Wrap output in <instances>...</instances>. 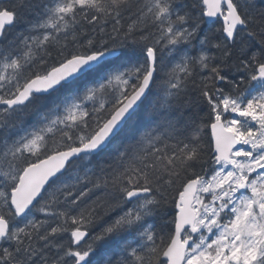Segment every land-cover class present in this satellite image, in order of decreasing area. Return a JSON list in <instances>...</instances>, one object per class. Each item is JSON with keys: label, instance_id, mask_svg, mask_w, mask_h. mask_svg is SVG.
Listing matches in <instances>:
<instances>
[{"label": "snow or ice", "instance_id": "obj_1", "mask_svg": "<svg viewBox=\"0 0 264 264\" xmlns=\"http://www.w3.org/2000/svg\"><path fill=\"white\" fill-rule=\"evenodd\" d=\"M0 264H264V0H0Z\"/></svg>", "mask_w": 264, "mask_h": 264}, {"label": "trees", "instance_id": "obj_2", "mask_svg": "<svg viewBox=\"0 0 264 264\" xmlns=\"http://www.w3.org/2000/svg\"><path fill=\"white\" fill-rule=\"evenodd\" d=\"M219 27V25H217ZM204 31V29H203ZM195 48H193L191 51L195 52ZM63 93L57 94L55 96L48 97L47 100H45L44 104L45 107L51 106L53 103L58 102L62 98ZM189 96L193 99V105L190 109L187 110L188 115L191 116V119L193 123L190 125L192 129H195L197 125H201V134L204 136V139L207 140L208 135H209V129L205 128L202 126V123L204 120H206V105L203 103H196V91L192 88V86H189ZM148 107L147 103L145 104L144 108L141 109V113L139 115V118L136 120V122L132 125H130L129 128L125 130L124 133H122L120 139H127L131 135H133L136 131L144 128L147 126L149 123L145 118H144V110ZM36 120V117L31 116L28 118L26 122V127L32 125ZM15 131H13V135H15ZM165 213H169L171 211L170 205L167 206L164 210ZM170 219V216L168 217ZM108 217H104L102 220L97 222L96 228H99L101 224H103L104 220H107ZM155 223L157 226L161 225L163 223V218L162 217H156L155 218ZM122 239L117 238V239H112L109 241L104 242L100 248L99 252L97 255V259H104V260H109V259H115L114 253L116 250L119 249L121 246Z\"/></svg>", "mask_w": 264, "mask_h": 264}, {"label": "rangeland", "instance_id": "obj_3", "mask_svg": "<svg viewBox=\"0 0 264 264\" xmlns=\"http://www.w3.org/2000/svg\"><path fill=\"white\" fill-rule=\"evenodd\" d=\"M244 147H246V146H244Z\"/></svg>", "mask_w": 264, "mask_h": 264}, {"label": "water", "instance_id": "obj_4", "mask_svg": "<svg viewBox=\"0 0 264 264\" xmlns=\"http://www.w3.org/2000/svg\"><path fill=\"white\" fill-rule=\"evenodd\" d=\"M238 146H239V145H238ZM238 146H237V147H238Z\"/></svg>", "mask_w": 264, "mask_h": 264}]
</instances>
